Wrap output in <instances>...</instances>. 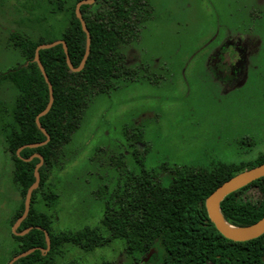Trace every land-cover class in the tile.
Listing matches in <instances>:
<instances>
[{"label":"rangeland","instance_id":"obj_1","mask_svg":"<svg viewBox=\"0 0 264 264\" xmlns=\"http://www.w3.org/2000/svg\"><path fill=\"white\" fill-rule=\"evenodd\" d=\"M60 1L68 8L75 0H0V72L24 60L12 32L60 38L67 24ZM150 1L153 15L139 38L121 47L139 76L118 77L109 92L93 97L64 148V164L50 170L36 196L35 206L50 215L56 233L91 227L108 236L105 197L143 168L167 185L176 166H252L264 153V0ZM230 37L241 41L235 46L244 45L246 54L234 77L219 63V69L211 66L219 49L237 53ZM17 96L12 82L0 84V264L16 254L11 218L23 199L3 128ZM105 188L101 199L97 193ZM49 191L57 195L51 206L44 199ZM125 247L121 238L91 251L66 242L56 258L62 264H105Z\"/></svg>","mask_w":264,"mask_h":264},{"label":"trees","instance_id":"obj_2","mask_svg":"<svg viewBox=\"0 0 264 264\" xmlns=\"http://www.w3.org/2000/svg\"><path fill=\"white\" fill-rule=\"evenodd\" d=\"M75 0L68 8L67 24L60 40L67 44L74 67L83 61L87 47V34L76 14ZM150 0H95L80 6L91 36L90 52L79 71L70 69L62 43L41 48L39 57L53 89V101L49 111L39 117L49 134L38 127L36 117L50 101L49 84L38 63L35 52L41 43L57 39H33L19 32L11 38L22 50L24 60L0 72V84L8 80L18 89L13 108V118L4 128V139L14 161L13 181L21 188L23 199L11 218L14 224L24 211L25 196L35 181V167H39L40 183L32 193L27 216L12 233L17 248L15 255L36 248L18 258L12 264H62L56 251L66 242L85 250L106 244L114 237L125 240L127 249L144 252L149 246L162 244L169 252V259L194 264H264V233L246 241H234L220 233L208 216L206 198L225 180L233 175L264 162V153L254 164H219L212 169L177 166L172 171L169 184L158 180L153 172L142 169L130 175L121 191H115L104 199L102 223L109 235L102 236L96 228L86 227L72 231L54 232L48 213L35 206L37 194L44 188L53 167L64 164V148L82 123L93 97L107 93L115 86L114 80L125 77L135 81L137 68H130L121 47L139 38L143 24L153 15ZM19 155L17 150L22 147ZM30 160H26L29 159ZM257 190L253 196L249 191ZM106 188L97 193L101 199ZM247 197H258L257 199ZM57 198L53 191L45 192L44 199L50 206ZM221 211L232 224L245 226L264 216V176L229 193L221 201ZM46 232L51 243L48 250ZM180 263V264H181ZM193 264V263H192Z\"/></svg>","mask_w":264,"mask_h":264},{"label":"water","instance_id":"obj_3","mask_svg":"<svg viewBox=\"0 0 264 264\" xmlns=\"http://www.w3.org/2000/svg\"><path fill=\"white\" fill-rule=\"evenodd\" d=\"M94 2V0H80L77 5H76V14L78 16V18L80 19V22L82 24V27L84 29V31L87 34V47H86V53L84 55L83 61L81 63V65L79 67H74L71 59L69 57L68 54V49H67V44L64 40H56L53 41L51 43H41L40 45L37 46L36 48V52H35V60L38 63L46 81L49 84V89H50V101L47 105V107L41 111L38 116L36 117V123L38 125V127L47 135V139L43 142L37 143V144H33V145H38V144H44L49 140V134L47 133V131L45 130V128L43 127L42 123L40 122L39 117L41 115L46 114L49 109L51 108V104L53 101V89L51 86V82L48 79L47 73L44 70V67L41 63L40 57H39V50L41 48H47V47H51L54 46L56 44L62 43L64 45V49L66 51V55H67V63L70 67L71 70L73 71H79L82 69V67L85 64V61L87 59V56L90 52V44H91V36L89 33V29L87 27V24L85 22V19L81 13L80 10V6L82 4L85 3H92ZM22 147H20L17 150V154L19 155V152L21 150ZM39 158H40V162L37 163L36 167H35V181L34 183L28 188L27 193H26V197H25V204H24V211L23 214L21 215V217L14 223L13 226V233L16 235L19 234H23L24 232L28 231L29 228H27L26 230H24L23 232H18L16 230V227L19 225V223L27 216L30 207H31V200H32V193L34 191L35 188L38 187L39 183H40V173H39V167L42 165L43 162V156L40 153L36 154ZM26 159V160H30ZM264 176V162H262L261 164H258L256 166H253L251 168H247L235 175H233L232 177L228 178L227 180H225L223 183H221L207 198L205 201V205H206V209L208 212V216L209 218L212 220V222L215 224L216 228L220 231V233L222 235H224L225 237H227L228 239H232L234 241H246V240H250L253 238H256L260 235H262L264 233V216L259 219L258 221L249 224V225H245V226H238L235 224L230 223L229 221L226 220V218L224 217L222 211H221V201L225 198L226 195H228L229 193L237 190L238 188L260 178ZM46 238H47V243H48V247L45 250H48L50 247V237L48 232H46ZM36 248H31L29 250H26L24 252L19 253L18 255H16L15 257H13L10 262L8 264H12L15 260H17L18 258L28 254L29 252L33 251Z\"/></svg>","mask_w":264,"mask_h":264},{"label":"flooded vegetation","instance_id":"obj_4","mask_svg":"<svg viewBox=\"0 0 264 264\" xmlns=\"http://www.w3.org/2000/svg\"><path fill=\"white\" fill-rule=\"evenodd\" d=\"M57 40H60V39H57ZM238 42H240L241 44V41H239L237 37H230L228 39V44H233L234 50L236 49L237 53L235 52L231 53V52H228L227 50L219 49L214 54L216 59L211 62V66H214L215 69L216 68L219 69L220 67H217V64L219 63L222 65L221 67L223 70L227 69V73L229 76L234 77L236 75L237 76L240 75V72H242L245 62H246V54H245L244 45H243L244 48L241 46L240 47L238 46L239 48H236L235 45ZM226 54H227L228 61H226V59L224 58ZM149 81H154V80H149ZM140 141L141 140L139 139H135L133 143L142 145L141 143L143 142H140ZM134 154L138 156L139 152L137 150H134ZM113 239L118 240L120 238L114 237ZM88 251H91V250H88ZM124 254L126 255L125 259L123 258ZM15 256L16 255H14V257ZM169 258H171L169 256V252H166V248L162 244H159L157 246H149L146 248L144 252L128 250L127 245H126L124 253L118 252L115 258L111 259L110 262H105V264H180L181 263L180 261H178L177 263L175 259L173 258L169 259ZM192 263L194 264V259L193 260L191 259V262L189 263H181V264H192ZM206 264H212V263L206 261Z\"/></svg>","mask_w":264,"mask_h":264}]
</instances>
